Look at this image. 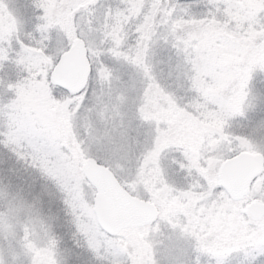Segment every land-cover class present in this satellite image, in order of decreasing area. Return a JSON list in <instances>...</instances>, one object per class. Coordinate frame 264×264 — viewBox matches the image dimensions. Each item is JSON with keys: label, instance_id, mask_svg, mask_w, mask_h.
Listing matches in <instances>:
<instances>
[{"label": "snow or ice", "instance_id": "1", "mask_svg": "<svg viewBox=\"0 0 264 264\" xmlns=\"http://www.w3.org/2000/svg\"><path fill=\"white\" fill-rule=\"evenodd\" d=\"M0 264H264V0H0Z\"/></svg>", "mask_w": 264, "mask_h": 264}]
</instances>
